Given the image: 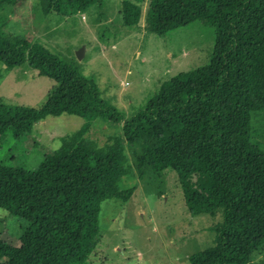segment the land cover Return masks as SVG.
I'll use <instances>...</instances> for the list:
<instances>
[{
	"label": "trees",
	"instance_id": "obj_1",
	"mask_svg": "<svg viewBox=\"0 0 264 264\" xmlns=\"http://www.w3.org/2000/svg\"><path fill=\"white\" fill-rule=\"evenodd\" d=\"M24 1L0 0V63L17 68L28 60L57 85L40 109L0 104V151L49 117L86 122L35 171L0 163V208L33 227L19 246L0 241V264H89L103 202L127 203L135 194L119 187L130 170L140 180L175 172L191 215L222 211L213 246L190 264H264L252 260L264 246V144L257 142L258 133L264 137V0H149L148 32L167 38L197 24L214 48L207 65L162 81L129 120L77 61L7 32L4 9ZM37 1L45 15L68 16L106 0ZM146 2L123 1L125 25L141 23ZM98 118L123 123L124 137L104 147L88 141Z\"/></svg>",
	"mask_w": 264,
	"mask_h": 264
},
{
	"label": "rangeland",
	"instance_id": "obj_2",
	"mask_svg": "<svg viewBox=\"0 0 264 264\" xmlns=\"http://www.w3.org/2000/svg\"><path fill=\"white\" fill-rule=\"evenodd\" d=\"M124 0H106L86 12L63 16L45 15L37 0L6 7L7 32L31 45L41 44L67 63L77 61L93 78L106 101L114 104L125 120L162 81L207 65L214 48L213 37L194 24L161 38L146 30L148 1L140 4L144 17L137 26L123 22ZM85 48V56L77 53ZM0 63V68H2ZM26 60L17 68L4 66L0 79V104L40 109L46 106L56 82L31 67ZM85 120L62 115L37 123L32 132L7 143L0 163L35 171L46 155L62 145V138L80 133ZM124 137L123 123L98 118L85 138L104 147L112 138ZM257 142L264 144L260 133ZM121 190L136 188L124 203L106 200L100 213V232L89 264H190V258L213 246L215 229L223 222L222 211L191 215L175 172L138 179L133 170L121 179ZM31 223L0 208V241L19 246ZM253 261L264 260V246Z\"/></svg>",
	"mask_w": 264,
	"mask_h": 264
},
{
	"label": "water",
	"instance_id": "obj_3",
	"mask_svg": "<svg viewBox=\"0 0 264 264\" xmlns=\"http://www.w3.org/2000/svg\"><path fill=\"white\" fill-rule=\"evenodd\" d=\"M77 56L79 60H82L83 57L85 56V48H82L81 50H79L77 53Z\"/></svg>",
	"mask_w": 264,
	"mask_h": 264
}]
</instances>
